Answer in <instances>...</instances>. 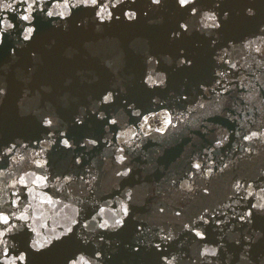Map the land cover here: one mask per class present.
<instances>
[{
	"label": "water",
	"instance_id": "95a60500",
	"mask_svg": "<svg viewBox=\"0 0 264 264\" xmlns=\"http://www.w3.org/2000/svg\"><path fill=\"white\" fill-rule=\"evenodd\" d=\"M0 264H264V0H0Z\"/></svg>",
	"mask_w": 264,
	"mask_h": 264
},
{
	"label": "snow or ice",
	"instance_id": "6c2138e0",
	"mask_svg": "<svg viewBox=\"0 0 264 264\" xmlns=\"http://www.w3.org/2000/svg\"><path fill=\"white\" fill-rule=\"evenodd\" d=\"M182 3L186 2V0H181Z\"/></svg>",
	"mask_w": 264,
	"mask_h": 264
}]
</instances>
